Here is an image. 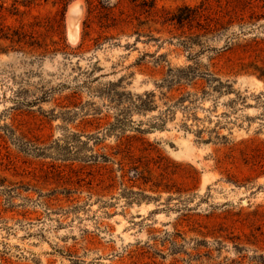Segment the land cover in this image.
Segmentation results:
<instances>
[{"label":"rangeland","instance_id":"obj_1","mask_svg":"<svg viewBox=\"0 0 264 264\" xmlns=\"http://www.w3.org/2000/svg\"><path fill=\"white\" fill-rule=\"evenodd\" d=\"M0 264H264V0H0Z\"/></svg>","mask_w":264,"mask_h":264}]
</instances>
